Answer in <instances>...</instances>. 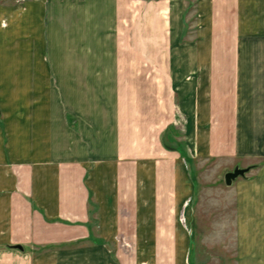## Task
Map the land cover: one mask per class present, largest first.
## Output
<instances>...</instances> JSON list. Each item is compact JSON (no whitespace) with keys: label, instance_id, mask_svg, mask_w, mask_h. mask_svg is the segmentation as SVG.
<instances>
[{"label":"crops","instance_id":"obj_1","mask_svg":"<svg viewBox=\"0 0 264 264\" xmlns=\"http://www.w3.org/2000/svg\"><path fill=\"white\" fill-rule=\"evenodd\" d=\"M52 7H161V65L123 68L122 86L102 30L98 69L73 51L83 23L47 26ZM179 147L226 161L223 180L248 169L229 186L238 257L264 264V0H0V264H186Z\"/></svg>","mask_w":264,"mask_h":264},{"label":"rangeland","instance_id":"obj_2","mask_svg":"<svg viewBox=\"0 0 264 264\" xmlns=\"http://www.w3.org/2000/svg\"><path fill=\"white\" fill-rule=\"evenodd\" d=\"M138 1L155 3L167 0ZM118 2L120 6L121 4L124 6L134 3V0H118ZM187 2L191 4L193 0H187ZM160 9L161 7H52L51 14L48 13L49 20L46 19L47 26L51 24L55 28L57 21L54 22V17L59 15H63L64 20L66 16H70L80 24L83 23L80 30L84 31L89 44L83 46L75 44L73 51L79 55L81 53L89 54L91 59L88 60V65L99 67L98 69H101L102 30L107 41L106 45L103 44L106 46V51L109 54L123 56L120 60L115 61V66L119 72L125 73L122 77V74L118 76L122 86H125L129 84L131 76L123 68H135L141 71L142 69H151L158 64L161 65L162 60L155 56L160 50L159 46L162 45V36L158 35L157 30L151 27L153 19L149 16L155 10ZM191 10L192 7H186L187 12ZM75 32H78L76 28ZM73 35L75 37L78 33H73ZM135 54L138 55L137 59L127 58L129 55L134 56ZM142 56H146L147 59H141ZM140 75L142 72L138 75L137 81L139 95L144 96L145 99L142 97L144 101H153V99L156 101V93L154 96L153 90H157L156 85L161 77L159 74H155V71L150 72L147 78L140 77ZM95 77L101 78V74L98 73ZM140 78H144V82H141ZM129 88L121 89L122 97L125 100L133 98L134 92H129ZM144 89L148 92L145 93ZM143 125L146 127V123ZM169 141L170 146H173L175 140L171 136ZM175 145L178 146L177 143ZM178 150L185 161L187 176L193 183L191 195L183 205L178 221L179 225L186 230V240L188 241L185 253L186 264H240L236 242V189L226 186L223 180L225 168L230 164L218 159L211 162L210 160L196 161L182 147H179ZM252 254L254 252H247L246 256L254 257L255 255Z\"/></svg>","mask_w":264,"mask_h":264},{"label":"water","instance_id":"obj_3","mask_svg":"<svg viewBox=\"0 0 264 264\" xmlns=\"http://www.w3.org/2000/svg\"><path fill=\"white\" fill-rule=\"evenodd\" d=\"M248 172L247 168H234L232 171L225 173L224 175V183L226 186H230L232 181H234L238 177L244 176L245 173Z\"/></svg>","mask_w":264,"mask_h":264}]
</instances>
